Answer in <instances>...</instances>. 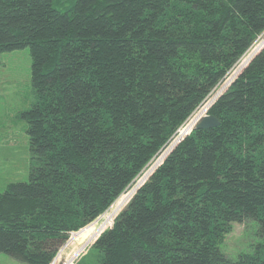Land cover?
Instances as JSON below:
<instances>
[{"label":"trees","instance_id":"obj_1","mask_svg":"<svg viewBox=\"0 0 264 264\" xmlns=\"http://www.w3.org/2000/svg\"><path fill=\"white\" fill-rule=\"evenodd\" d=\"M263 30L264 0H0V51L28 47L34 93L0 252L49 264ZM206 111L218 123L192 126L94 238L99 264H264V44ZM248 217L258 237L231 257L220 244Z\"/></svg>","mask_w":264,"mask_h":264},{"label":"rangeland","instance_id":"obj_2","mask_svg":"<svg viewBox=\"0 0 264 264\" xmlns=\"http://www.w3.org/2000/svg\"><path fill=\"white\" fill-rule=\"evenodd\" d=\"M263 42L264 30L236 61L225 78L214 87L207 101L218 89L229 82V79L233 77L238 67H241L243 60L248 54ZM244 54L246 55L244 56ZM30 61L31 57L27 46L0 51V191L8 181L24 180L28 177L30 153L28 137L25 130L27 122L20 115V111L30 106L34 98L30 83ZM205 103L195 110H198V115L203 113V108L206 106ZM194 114V112L191 113L189 120L187 118L177 129L167 146L141 169L130 185L119 194L110 206L90 222L92 224L89 227L68 234L66 241L61 244L55 254V256L57 255V259L52 260L50 264H99L97 249L91 245L94 237L110 224V220L131 195L129 192L142 180L144 174L160 157V154L172 142L176 143L178 141L175 138L177 137L178 139L179 137V129H183L190 121V118H193ZM191 128L192 125L189 128H185L186 132H184L185 130H181L185 134ZM128 194L130 195L124 200ZM120 202L121 204L117 205ZM257 230V221L252 217L240 221H233L230 230L225 233L220 246L226 254L235 257L240 250L252 246L258 237ZM81 245L83 246L82 250L70 261L73 252L76 249L78 250ZM63 261L65 262L63 263ZM0 264H26V262L7 253L0 252Z\"/></svg>","mask_w":264,"mask_h":264},{"label":"bare ground","instance_id":"obj_3","mask_svg":"<svg viewBox=\"0 0 264 264\" xmlns=\"http://www.w3.org/2000/svg\"><path fill=\"white\" fill-rule=\"evenodd\" d=\"M264 44V42L263 43H260L259 44V46L257 47V48H255V49H253L249 54H248V56L243 60V62H242V65H241V67L248 61V59L262 46ZM241 67H238V69L234 72L235 74L241 69ZM234 74V75H235ZM233 75V76H234ZM231 79V78H230ZM230 79H229V81H230ZM228 84V82L225 84V85H227ZM225 85L223 86V87H221L220 89H218L217 91H216V93L205 103L206 104V106L203 108V113L202 114H204L205 112H207L206 110H207V107H208V105L213 101V99L218 95V93L222 90V89H224V87H225ZM202 105H204V104H202ZM201 105V106H202ZM194 121H195V118H193L191 121H189L188 122V124L185 126V127H183V129L182 130H185V128L186 127H188L189 128V126H191V125H193V123H194ZM190 124V125H189ZM189 125V126H188ZM181 129H179V134H178V136H181L182 134H184V132L181 130ZM186 132V131H185ZM175 140H177V137L175 138ZM174 140V141H175ZM173 143V142H172ZM168 149V148H167ZM167 152V150H165L161 155H160V157L149 167V169L147 170V172L144 174V176H143V178H142V180L148 175V173L154 168V166L160 161V159L165 155V153ZM141 180V181H142ZM141 181H139L137 184H136V186H134V188L135 187H137L140 183H141ZM134 188H133V190H134ZM133 190H131V192H129L130 194L132 193V191ZM130 194H128L125 198H124V200L130 195ZM123 202V201H122ZM119 204H121V202L119 203ZM118 204V205H119ZM86 227V226H85ZM84 227V228H85ZM80 230H83V228H81ZM80 230H78V231H80ZM75 232V231H74ZM73 232V233H74ZM97 236V235H96ZM95 236V237H96ZM94 237V238H95ZM94 240V239H93ZM57 259V255L55 256V258H53L52 260H56ZM50 264V263H49Z\"/></svg>","mask_w":264,"mask_h":264},{"label":"water","instance_id":"obj_4","mask_svg":"<svg viewBox=\"0 0 264 264\" xmlns=\"http://www.w3.org/2000/svg\"><path fill=\"white\" fill-rule=\"evenodd\" d=\"M218 123V118L210 113L205 112L204 114L199 115L192 126L194 127H207V126H213L216 125ZM182 137V135H181ZM180 136L178 137L177 140H179L181 138ZM174 142L171 143L166 149L167 151L173 146Z\"/></svg>","mask_w":264,"mask_h":264},{"label":"built area","instance_id":"obj_5","mask_svg":"<svg viewBox=\"0 0 264 264\" xmlns=\"http://www.w3.org/2000/svg\"><path fill=\"white\" fill-rule=\"evenodd\" d=\"M194 115H193V118H197L199 115H198V110L197 111H194ZM201 115V114H200ZM193 118H190V121L193 119ZM188 120H189V117H188ZM82 248H83V246L81 245L79 248H78V250L76 249L75 250V252H73V254L71 255V258H70V261L73 259V258H75L78 254H79V252L82 250ZM59 249V248H58ZM58 251V250H57ZM57 253V252H56ZM69 261V260H68ZM69 261V262H70ZM52 262V260L49 262V263H51ZM65 261H63V263H64Z\"/></svg>","mask_w":264,"mask_h":264}]
</instances>
